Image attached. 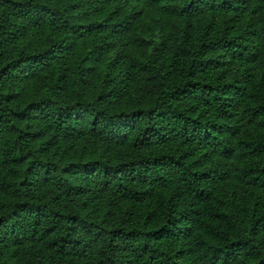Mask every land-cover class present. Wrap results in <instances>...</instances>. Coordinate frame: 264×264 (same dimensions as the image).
Segmentation results:
<instances>
[{"label": "trees", "instance_id": "1", "mask_svg": "<svg viewBox=\"0 0 264 264\" xmlns=\"http://www.w3.org/2000/svg\"><path fill=\"white\" fill-rule=\"evenodd\" d=\"M0 264H264V0H0Z\"/></svg>", "mask_w": 264, "mask_h": 264}]
</instances>
